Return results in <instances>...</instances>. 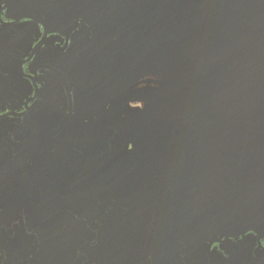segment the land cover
Wrapping results in <instances>:
<instances>
[{
	"label": "flooded vegetation",
	"instance_id": "af4514ba",
	"mask_svg": "<svg viewBox=\"0 0 264 264\" xmlns=\"http://www.w3.org/2000/svg\"><path fill=\"white\" fill-rule=\"evenodd\" d=\"M243 1L0 0V264H264Z\"/></svg>",
	"mask_w": 264,
	"mask_h": 264
},
{
	"label": "water",
	"instance_id": "95a60500",
	"mask_svg": "<svg viewBox=\"0 0 264 264\" xmlns=\"http://www.w3.org/2000/svg\"><path fill=\"white\" fill-rule=\"evenodd\" d=\"M245 5L249 7L250 10L244 13L241 18L240 25L233 24L229 26L230 35L234 38V45H239L245 47L242 52L246 54L243 57L245 62V67L242 69L241 73L247 75L248 80H254L255 84L264 86V12H258V0H244ZM257 9V10H251ZM217 35H226L227 28L216 27ZM235 38H242L243 40L236 41ZM263 45V50L260 51V47ZM235 53L234 51H232ZM262 54V58L259 54ZM258 54V55H257ZM259 56V58H258ZM238 58L233 57V63H237ZM237 69V67H236ZM241 79L243 78L240 73L237 74ZM240 78H237V84H240Z\"/></svg>",
	"mask_w": 264,
	"mask_h": 264
}]
</instances>
